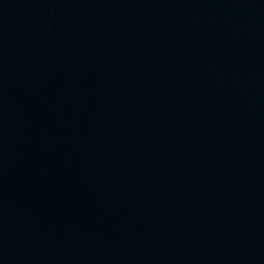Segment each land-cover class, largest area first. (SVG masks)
<instances>
[{"label": "water", "instance_id": "1", "mask_svg": "<svg viewBox=\"0 0 264 264\" xmlns=\"http://www.w3.org/2000/svg\"><path fill=\"white\" fill-rule=\"evenodd\" d=\"M0 264H264V0H0Z\"/></svg>", "mask_w": 264, "mask_h": 264}]
</instances>
